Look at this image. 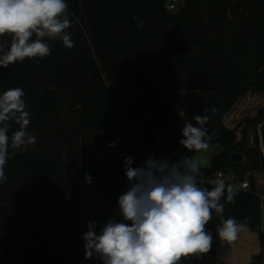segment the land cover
Wrapping results in <instances>:
<instances>
[{"label": "trees", "instance_id": "1", "mask_svg": "<svg viewBox=\"0 0 264 264\" xmlns=\"http://www.w3.org/2000/svg\"><path fill=\"white\" fill-rule=\"evenodd\" d=\"M168 1L66 0L74 47L49 40L47 57L0 68V93L14 87L25 91L29 132L38 133L55 119L61 134L68 98L77 135L131 134L146 160L166 156L178 162L198 153L179 144L183 125L195 121L175 110L167 93L208 91L201 105L203 115L211 117L208 145L218 143L222 151L200 171L205 176L219 170L251 172L249 189H234L233 202L222 198L223 219L235 218L260 232L253 172L264 173V105L243 119L239 139L237 128L224 121L247 93H264V0H178L177 12L167 8ZM133 15L144 21L143 28ZM234 153L243 160L235 162ZM74 168L53 151L10 155L7 182L0 184V264H83L80 186L86 182V167ZM90 177L100 183L99 233L107 220L122 219L118 198L129 184L125 174ZM219 226L221 217L213 212L205 226L213 238L210 251L182 256L178 264H217ZM260 243L264 247V232Z\"/></svg>", "mask_w": 264, "mask_h": 264}, {"label": "clouds", "instance_id": "2", "mask_svg": "<svg viewBox=\"0 0 264 264\" xmlns=\"http://www.w3.org/2000/svg\"><path fill=\"white\" fill-rule=\"evenodd\" d=\"M70 15L66 0H0V68L25 58L47 57L49 40L73 48ZM132 19L138 28L144 27L138 16ZM25 96L20 87L0 93V184L7 182L5 167L10 155L36 143V136L28 131L31 113ZM192 119L195 125H183L179 144L189 152H200L208 147L211 117L194 115ZM13 123L18 129L10 131ZM123 163L129 188L118 198L122 219L107 220L99 233L95 221L87 223L82 237L85 259L98 258L101 264H178L182 256L206 254L213 238L205 226L213 212L221 217L216 229L220 240L237 239L242 224L232 217L223 219L221 203L222 198L233 202L235 190L222 178L212 181L211 190L200 186L196 159L185 156L171 162L166 156L149 157L143 165L133 167L129 156ZM85 181L91 183L87 173Z\"/></svg>", "mask_w": 264, "mask_h": 264}, {"label": "crops", "instance_id": "3", "mask_svg": "<svg viewBox=\"0 0 264 264\" xmlns=\"http://www.w3.org/2000/svg\"><path fill=\"white\" fill-rule=\"evenodd\" d=\"M177 12V11H174ZM176 96H183V90L170 91ZM200 92V91H197ZM170 94L167 93V97L170 105L177 110L184 118L185 114L192 111L193 104L191 102H185L181 100L180 106L174 105L170 100ZM259 96L264 98V93L256 92L252 94L247 93L238 104L232 109V111L226 117L224 124L230 128L235 129L245 118H251L255 116L257 110L253 114L247 113L241 116V118L235 123L234 127L227 125V120L238 109L241 102L249 97L251 100ZM177 98V97H176ZM178 100V99H177ZM264 102L259 105L263 106ZM67 103L62 109L61 117L66 116L65 112ZM188 109V110H187ZM74 110V109H73ZM187 119V118H186ZM62 120V119H61ZM74 127L76 124V117L74 113ZM49 124L40 132L33 133L36 136V143L34 146H29L27 150L33 151L37 154H47L48 151H53L60 157L65 159L67 165H77L74 170H80L82 165H124L126 157L133 158V167L143 165L146 161V156L140 153L141 147L138 141L131 135L126 136L118 132L108 131H88L83 136L81 133L78 135L75 131H66L65 124L62 125L63 130L61 134L57 132L56 121L51 119ZM14 124V123H13ZM63 124V123H62ZM18 129V125L14 124ZM238 139L240 133L237 131ZM62 136V137H60ZM114 146H109V145ZM253 146V140L249 143ZM217 148V150H214ZM222 151V147L216 143L214 146L208 145L207 149L201 150L193 158L196 159L200 165V170L209 167L211 159ZM264 154V147H262ZM71 156V157H70ZM71 158V163L70 162ZM73 170V171H74ZM253 177L256 182V188L260 198L261 205V227L264 228V173L261 171L253 172ZM100 183L92 181L91 183L82 182L80 186V208H81V241L82 248V262L83 264H98L97 258L85 259L84 253V241L82 239L83 234L87 231V223L89 221H95L96 226L99 223V210H100ZM264 232V230H260ZM260 232L250 229L248 226L241 227L238 232L237 239L232 242L221 241L216 231V255L217 264H264V247L260 243Z\"/></svg>", "mask_w": 264, "mask_h": 264}, {"label": "rangeland", "instance_id": "4", "mask_svg": "<svg viewBox=\"0 0 264 264\" xmlns=\"http://www.w3.org/2000/svg\"><path fill=\"white\" fill-rule=\"evenodd\" d=\"M169 94H170L169 96L170 100L172 101V103H174L175 107L180 106L178 105L181 102L180 97L182 101L184 100L185 102L187 101L193 104L192 111L191 112L187 111V113L185 114L188 120H192L194 115H203V109L201 105L207 102L210 93L208 91H201V92L187 91V92H183V96H176L175 94H172V92H169ZM67 100H65V103L69 105L68 104L69 101ZM263 102H264V98L261 99L259 96H257V98L253 100H251L249 97L245 98L239 105L238 109L227 120V125L230 126L231 128L234 127L235 123L241 118V116L247 113L253 114L255 110H258L261 107V106L259 107V105L262 104ZM68 107L70 108V110L66 109L65 112L66 116H63L61 118L62 119L61 121L63 123L62 125L64 124L66 125L65 126L66 131H72L74 127V123H73L74 111L73 108L67 106V108ZM242 121L238 125V127H236L238 132H240V129L242 128ZM211 146H214V144H211ZM214 150H217V148H215ZM82 166L86 167L83 171V174L87 173L95 176L125 174L124 165H82ZM139 166H135V167H139Z\"/></svg>", "mask_w": 264, "mask_h": 264}, {"label": "built area", "instance_id": "5", "mask_svg": "<svg viewBox=\"0 0 264 264\" xmlns=\"http://www.w3.org/2000/svg\"><path fill=\"white\" fill-rule=\"evenodd\" d=\"M178 7V0H169L167 8L171 11L176 10ZM243 160V158H242ZM251 175L250 171H247L245 175H242V172L239 171H215L210 175H206L199 171L197 175V180L213 185L212 181L216 179H224L227 185H231L235 190H247L250 188L249 176ZM259 230H264L260 227Z\"/></svg>", "mask_w": 264, "mask_h": 264}, {"label": "water", "instance_id": "6", "mask_svg": "<svg viewBox=\"0 0 264 264\" xmlns=\"http://www.w3.org/2000/svg\"><path fill=\"white\" fill-rule=\"evenodd\" d=\"M242 155L241 154H239V153H234L233 154V160L235 161V162H241L242 161Z\"/></svg>", "mask_w": 264, "mask_h": 264}]
</instances>
